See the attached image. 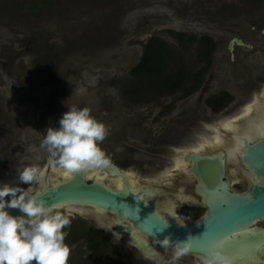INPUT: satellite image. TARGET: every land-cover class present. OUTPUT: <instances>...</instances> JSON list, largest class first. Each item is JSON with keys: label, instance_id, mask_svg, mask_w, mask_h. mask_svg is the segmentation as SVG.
<instances>
[{"label": "rangeland", "instance_id": "1", "mask_svg": "<svg viewBox=\"0 0 264 264\" xmlns=\"http://www.w3.org/2000/svg\"><path fill=\"white\" fill-rule=\"evenodd\" d=\"M262 30L264 1L0 0V185L19 178L21 166L12 168V163L41 165L45 175L48 153L41 141L47 128L59 127L63 114L75 105L89 108L92 116L110 128L99 146L111 163L129 174L137 173L136 183L161 188L162 183L152 179L172 158L169 149L166 153L160 150L175 113L199 114L202 126L212 129L214 123L233 122V118H224L249 103L244 115L254 103L252 98L262 96ZM170 31L195 38L208 35L215 42L213 65L203 84L181 101L182 91L150 104L124 98L122 88L131 81L129 71L150 37L162 38L192 73L203 66L196 56L197 44L178 47ZM232 38L254 47L248 61L233 65L228 60L238 55L239 62L247 53L237 47L230 55L226 45ZM220 91L233 101L214 114L205 99ZM173 101V112L160 118L161 108ZM214 135H202L194 151ZM179 146L172 143L168 147ZM96 175L101 179L105 174ZM36 185L19 186L32 189ZM232 188L242 192L247 186L235 179Z\"/></svg>", "mask_w": 264, "mask_h": 264}, {"label": "water", "instance_id": "2", "mask_svg": "<svg viewBox=\"0 0 264 264\" xmlns=\"http://www.w3.org/2000/svg\"><path fill=\"white\" fill-rule=\"evenodd\" d=\"M234 43L244 45L241 39L233 38L228 43L229 51ZM241 110L229 116L237 127L234 131L220 129V123L214 126L224 140L230 139L229 142L222 141L218 147L208 144L201 151L185 155L184 172L197 180L196 193L206 209L200 218L189 224L175 223L176 219L163 197L168 196L167 193L145 189L139 183L132 184L138 186L132 190L128 178L114 163L104 170L109 176L122 179L120 189L102 179L90 177V181L88 176L92 170L62 177L63 171L54 168L51 171L54 180L38 185L31 192L54 210L89 208L96 225L108 229L106 224H116L119 231H113V236L118 238L128 228L120 222H128L134 228L130 237L136 239L133 245L149 257L162 255L149 247L146 240H140L138 234L158 245V241L166 236H171L172 241H184L191 236L192 248L185 256L198 257L202 264L205 258H210L209 252L219 250L221 244L234 264H264V249L259 247L264 238V227L257 226V223L264 222V130L259 136V128L255 126L264 110H254L246 117L239 114ZM212 130L200 128V133L208 135ZM250 130L253 135L246 137ZM238 143L241 146L237 148ZM237 158L241 162L243 177L247 179V189L242 192L233 190L232 179L227 174L230 160ZM9 212L21 214L18 209H9ZM161 214L169 215L170 219ZM169 248L174 249V245Z\"/></svg>", "mask_w": 264, "mask_h": 264}, {"label": "clouds", "instance_id": "3", "mask_svg": "<svg viewBox=\"0 0 264 264\" xmlns=\"http://www.w3.org/2000/svg\"><path fill=\"white\" fill-rule=\"evenodd\" d=\"M110 128L91 115L87 107L71 106L59 120V127H49L41 148L49 154V164L72 176L87 170L106 169L110 157L99 146ZM21 184L39 182L44 175L38 165L17 170ZM29 189L7 183L0 185V264H67L71 248L65 243L72 221L61 212L38 199ZM9 209H18L12 215ZM161 247L174 245L169 264H178L192 248L191 236L184 241H172L166 236L158 241ZM203 264H234L232 257L219 250L209 252Z\"/></svg>", "mask_w": 264, "mask_h": 264}, {"label": "flooded vegetation", "instance_id": "4", "mask_svg": "<svg viewBox=\"0 0 264 264\" xmlns=\"http://www.w3.org/2000/svg\"><path fill=\"white\" fill-rule=\"evenodd\" d=\"M262 31H264V30H262ZM262 31H261V34L264 35L262 33ZM170 32H175V33L185 35L179 31H170ZM185 36L187 37V36H192V35H185ZM204 36L211 38L208 35H204ZM204 36H200L199 38H195L193 36L195 38V41L190 42V43H186V45L184 47L181 46L177 42V40L175 39L178 47H181V48H185L186 46L194 44V43L197 44L198 52H197L196 56H197V59L200 61V63L203 64V66H204V63L202 60L199 59L198 54L200 53V50H201V44H200L199 39L201 37H204ZM158 38H160V37H158ZM172 38H173V36H172ZM160 39H162V38H160ZM232 39H230L226 45L227 52L230 55L233 54L234 49L237 47H240L241 49H246L247 53L245 55H243V57L239 60V62L237 61L239 59V57H237L238 55L233 56V57L229 56L228 60L233 65L242 63V61H244V59H245V61H248L250 59V56L255 53L254 51H256L254 49V47L249 43H245L243 41V39L237 38V39H241L243 41L244 45L239 46V45H236L234 43L232 51H229L228 43ZM146 43H147V41H146ZM145 44H144V46H145ZM215 49H216V45L214 42V49L211 52V59H212L211 67L213 65L212 56H213V53L215 52ZM203 66L200 67L198 70L203 68ZM211 67H210V69H211ZM187 69H188V67H187ZM209 70H208V72H209ZM208 72H207V74H208ZM256 77L259 78L258 76H256ZM203 82H204V80H203ZM243 91H245V90H243ZM222 92H224V91H220L218 94L209 96L208 98L205 99V105L212 113H214V112L206 104V101L208 99H212L213 97L220 96V94ZM176 93H178V92H176ZM176 93L168 95V96H163L162 98L172 97ZM193 93H195V92H193ZM193 93H190L189 95L184 96V97H182V95L179 94L178 100L181 101V100L187 99ZM257 98H261V99L264 98V93L262 94L261 97L255 96L254 98H252L253 99L252 101L255 102ZM232 101H233V98H232ZM175 103L176 102L173 101L168 105H164L160 110L159 117L164 118V117L170 115L175 108ZM263 103H264V101H263ZM139 104H141V103H139ZM229 104L227 106H225L224 108H222L217 113H220L223 110L227 109ZM248 105H249V103L245 104L242 107V110L239 113L240 115L246 109V107ZM254 107L256 108V105ZM263 108H264V106H263ZM255 110H256V112L260 111L257 108ZM228 111H230V109ZM261 111H263V109H261ZM176 114H177L176 117L171 118L172 122L170 124V127H168L163 133L165 136V139H163L162 141L164 142L163 145L165 147H161L162 150H160L163 153H166L167 150L169 149L170 152L172 153V158L169 160L170 162L167 163L166 168L163 169L161 172H159L154 177V179H152V180H154V182H161L162 183L161 188L157 189L156 187H153L152 185H144L142 187L145 189H148V190L167 193L168 196H163V197H164L166 203L168 204L170 210L172 211V213L176 219L175 223L180 224V225H184V224H189V223L195 221L196 219L200 218L205 213V210H206L204 205L201 202L200 195L198 193H196L197 192L196 186L198 184L197 180L195 178H193L191 175L184 172V166H183L185 164L184 158H185V155H188L189 153L194 151L193 147H196L197 145H199L200 140L203 139V136H202L203 133H200V128H203V129L210 128V130H212L215 127H212V129H211V127H209V125L208 126L207 125L202 126L200 118L197 117L199 114H197L195 116L194 112L185 113V114L184 113H179V114L175 113V115ZM214 114H216V113H214ZM237 116H239V115H237ZM224 119L228 120V119H232V118L231 117H225ZM214 124H216V123H214ZM211 132H214V131L212 130ZM208 133H209V131H208ZM228 140H230V139H228V138L225 139L223 143H227ZM172 143L173 144H180V145L182 144V146H179L176 148L168 147ZM182 151H186V152L182 154L181 153ZM177 152H179V153H177ZM175 159H177V160H175ZM179 162L182 164L180 167H177V164ZM45 163L48 164L45 175H43L42 179H40L39 182H36L37 185L35 186V188L29 189L30 191L35 190L38 187V185H44L46 182L50 183L54 180V178L51 176V171H52V169H54L56 167L51 166L49 164V154H47V159H45ZM28 165L29 164H24L22 166V165H17V163L16 164L12 163L11 167L14 168L15 166H17V167L21 166L20 168L23 169L24 167H26ZM38 166L41 167V165H38ZM115 166L117 168H119V170L126 175V177L129 180V183L131 184L130 188L132 190H136L138 188V186L132 185V184H135V180L133 178L138 177L137 173H135L134 175L129 174L128 172H125L124 170H122L121 166L119 164H115ZM99 173L100 174H103V173L106 174V177H104L105 179L104 178L103 179L107 183L113 185L114 187H116L118 189H120L122 187V179L120 177H111L107 174V172H105L104 169ZM227 174L232 179L231 186L233 185V181L235 179H237L240 183H242L244 185L247 184L246 183L247 179H246V177H243L241 162L238 158L230 160L229 164L227 165ZM88 179L90 181L92 180V178H90V177H88ZM114 180H120L121 186L117 187L115 184H113L112 181H114ZM7 184H9L11 186H17V185H21V182L19 181V178L17 177V178H14L13 181H11ZM55 211H58L64 215H67L72 221L70 227L65 229V231L68 232L65 243L68 244L70 246V248L72 249L70 256H69V259L67 261V264H169V261L171 260V258L173 256L174 249L161 247L160 245H158L156 243L150 242L149 238L138 234L140 240H146L147 245L149 247H151L157 253L162 255V256H156V257H149L147 254H145L143 251H141L139 248H137L135 245H133L136 239H130V237H131V232H134V228L131 227L128 222H125V221L120 222L118 220V218H116L113 215H112V217L114 219H116L117 221H119L120 223H122L123 225L128 227L126 230H124L123 232L120 233L121 238L113 236V231H119L116 224H106L108 229L101 227L99 225H96V223L93 219V216L90 212V209L87 207H76V208L71 207L68 209H58ZM161 215H163L167 219H170L169 215H165V214H161ZM176 216H178L179 218H182V219L176 218ZM263 227H264V225H263ZM178 264H202V262H201L200 258H198V257L184 256L179 260Z\"/></svg>", "mask_w": 264, "mask_h": 264}, {"label": "trees", "instance_id": "5", "mask_svg": "<svg viewBox=\"0 0 264 264\" xmlns=\"http://www.w3.org/2000/svg\"><path fill=\"white\" fill-rule=\"evenodd\" d=\"M264 1V0H255ZM181 46L195 41L193 36L169 32ZM201 50L198 54L204 66L192 73L182 57L175 58L171 47L158 37H151L143 48L138 63L129 71L130 83L122 88V96L134 103L150 104L176 92L182 91V97L198 91L204 77L211 67V52L214 42L204 36L199 39ZM178 60V65L176 64ZM232 101V97L222 92L220 96L208 99L206 104L214 113L219 112Z\"/></svg>", "mask_w": 264, "mask_h": 264}, {"label": "bare ground", "instance_id": "6", "mask_svg": "<svg viewBox=\"0 0 264 264\" xmlns=\"http://www.w3.org/2000/svg\"><path fill=\"white\" fill-rule=\"evenodd\" d=\"M263 101H264V98H259V99H257L248 109H247V111H246V113H244V115H241V116H243V117H246V116H249V115H251V113H253V111L257 108L258 110H261V109H264L263 108V106H264V103H263ZM256 105V108L254 107ZM258 112V111H257ZM234 122V121H233ZM233 122H224L223 124H220L219 126H220V129L221 128H223L224 130H227V131H229V130H232V131H234V129H237V127H235L234 126V124H233ZM257 128H259V136L261 135V132L264 130V114L258 119V121H257V124L255 125ZM259 126V127H258ZM213 130H214V132H215V134H216V137H215V135L213 136V137H215V138H213L212 140H208V141H206L204 144H203V146H201V148H199L198 149V151H201V150H203V149H205L206 148V145H208V144H210L212 147H215V146H217V145H220L221 144V140H223V142H224V139L220 136V130L218 131V130H216L215 128H213ZM213 132V133H214ZM253 132H254V129H253ZM252 130H250V132H248L247 134H246V137H249V136H251V135H253L252 133ZM230 133V132H229ZM227 141V140H226ZM229 142V141H228ZM226 144V143H225ZM198 146V145H197ZM196 146V147H197ZM241 146V144H239L238 143V145H237V148L238 147H240ZM182 154L183 153H185V151H182L181 152ZM181 164L182 163H178V165H177V167H180L181 166ZM96 173L99 175L100 173L97 171V170H94V169H92V173L88 176V177H92V178H97V179H99L98 177H97V175H96ZM61 176H63V177H65V176H67V175H65V173L63 172L62 173V175ZM104 177H106V174L101 178V179H103ZM133 178V177H132ZM134 179V178H133ZM107 180V179H106ZM133 181V180H132ZM112 183L113 184H115L117 187H120L121 186V182H120V180H114V181H112ZM136 183V182H135Z\"/></svg>", "mask_w": 264, "mask_h": 264}, {"label": "snow or ice", "instance_id": "7", "mask_svg": "<svg viewBox=\"0 0 264 264\" xmlns=\"http://www.w3.org/2000/svg\"><path fill=\"white\" fill-rule=\"evenodd\" d=\"M259 247L261 249H264V238L261 239L260 244H259Z\"/></svg>", "mask_w": 264, "mask_h": 264}]
</instances>
